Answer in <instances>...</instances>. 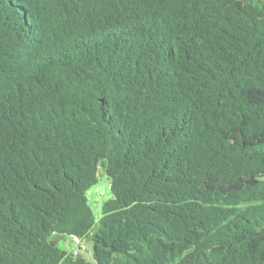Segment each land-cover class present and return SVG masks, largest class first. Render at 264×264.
<instances>
[{
  "label": "trees",
  "instance_id": "trees-1",
  "mask_svg": "<svg viewBox=\"0 0 264 264\" xmlns=\"http://www.w3.org/2000/svg\"><path fill=\"white\" fill-rule=\"evenodd\" d=\"M66 236L264 264V0H0V264H93Z\"/></svg>",
  "mask_w": 264,
  "mask_h": 264
},
{
  "label": "rangeland",
  "instance_id": "rangeland-1",
  "mask_svg": "<svg viewBox=\"0 0 264 264\" xmlns=\"http://www.w3.org/2000/svg\"><path fill=\"white\" fill-rule=\"evenodd\" d=\"M100 179L98 182V185L93 187L91 191L88 192V198H89V204L94 212L95 218H96V225L94 227V230H97L98 223L102 217V206L103 204L108 201L112 195L110 192V183L109 181L104 177L103 172L100 170L99 172ZM75 237H55V240L57 241L58 247H60L63 250L72 252V251H79L82 252L87 260L92 262L93 264H97L93 257H92V244L86 240V239H79L81 240L80 244H77L74 241Z\"/></svg>",
  "mask_w": 264,
  "mask_h": 264
},
{
  "label": "built area",
  "instance_id": "built-area-1",
  "mask_svg": "<svg viewBox=\"0 0 264 264\" xmlns=\"http://www.w3.org/2000/svg\"><path fill=\"white\" fill-rule=\"evenodd\" d=\"M74 241L77 243V244H80L81 240L79 241V239L77 237L74 238ZM74 253V255H77L78 254V250L77 251H72Z\"/></svg>",
  "mask_w": 264,
  "mask_h": 264
},
{
  "label": "water",
  "instance_id": "water-1",
  "mask_svg": "<svg viewBox=\"0 0 264 264\" xmlns=\"http://www.w3.org/2000/svg\"><path fill=\"white\" fill-rule=\"evenodd\" d=\"M262 228V227H261Z\"/></svg>",
  "mask_w": 264,
  "mask_h": 264
}]
</instances>
